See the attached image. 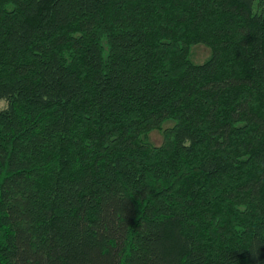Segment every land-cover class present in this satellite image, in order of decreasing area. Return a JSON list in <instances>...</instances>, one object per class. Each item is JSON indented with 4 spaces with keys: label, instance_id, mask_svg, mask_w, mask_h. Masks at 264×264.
Wrapping results in <instances>:
<instances>
[{
    "label": "trees",
    "instance_id": "trees-1",
    "mask_svg": "<svg viewBox=\"0 0 264 264\" xmlns=\"http://www.w3.org/2000/svg\"><path fill=\"white\" fill-rule=\"evenodd\" d=\"M0 264H264V0H0Z\"/></svg>",
    "mask_w": 264,
    "mask_h": 264
},
{
    "label": "rangeland",
    "instance_id": "rangeland-1",
    "mask_svg": "<svg viewBox=\"0 0 264 264\" xmlns=\"http://www.w3.org/2000/svg\"><path fill=\"white\" fill-rule=\"evenodd\" d=\"M209 52V49L202 46V47H199L198 49V54H197V62H201L203 61L204 59L202 57L206 56ZM171 123L168 124V126L170 125ZM151 138L153 141H155L156 143L160 144L162 141H163V135L158 132V131H154L151 135Z\"/></svg>",
    "mask_w": 264,
    "mask_h": 264
}]
</instances>
